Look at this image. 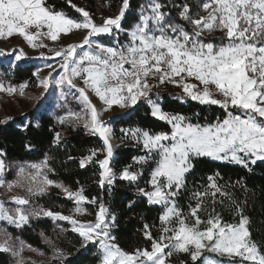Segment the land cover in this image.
Here are the masks:
<instances>
[{
	"label": "snow or ice",
	"instance_id": "snow-or-ice-1",
	"mask_svg": "<svg viewBox=\"0 0 264 264\" xmlns=\"http://www.w3.org/2000/svg\"><path fill=\"white\" fill-rule=\"evenodd\" d=\"M199 6L187 2L179 5V18L192 25L191 29H186L180 23H169L172 17L163 10L165 5L161 0H149L141 6L138 21L126 31L128 39L123 43L117 39L109 46L90 38L107 34L116 39L122 30L121 22L130 7V0H122L119 14L104 19L102 25H97L82 8L77 11L84 19L78 21L54 7H47L44 0H0V36L15 33L32 43L37 33L29 31L31 26L37 30L46 27L43 34L52 41L73 29L87 30L82 44H70L55 51V57L62 60L59 70L48 63L45 67L52 69L48 77L40 78L39 70L35 74L45 92L53 83L62 89L67 86L69 90H75L74 99L80 102L85 115L69 111L57 120L65 124L83 119L85 129L102 138V149L89 150L87 156L79 159L81 168L90 163L100 166L99 184L102 187H111L117 178L111 166L115 156L110 143L113 128L111 120L100 119L101 112L91 102L89 91L103 102L105 111L114 105L132 109L138 101L144 100L151 106L153 117L171 125L170 132H151L139 126L121 129L122 138L131 140L135 146H142L145 153L133 157V164L151 162L154 165L147 181L150 190L137 188L138 194L147 198L149 204L164 208L159 216L161 235L158 238L153 237L150 226L144 224V235L151 243V250L136 249L129 253L113 243L115 238L111 235V228L115 226L116 217L109 213L102 201L95 222H80L73 216L42 207L29 211L31 198L44 195L50 186L62 189L67 198L75 202L76 213L86 212L82 207L84 202H98L97 197L89 200L82 186L73 191L50 179L49 174L54 173V169L47 156L40 163L18 165L17 179L6 181V153L0 151V186L11 190L14 186H21L22 181H28L27 197L14 195L10 198L15 204L14 209L0 201V220L14 227H22L33 216L40 215L69 221L83 241L99 245L100 264H165V256H171L173 252L190 255L195 264L205 251L240 258L242 262L264 264V251L251 240L246 227L248 220L239 204L232 201L240 215L237 224L223 222L215 212L217 194L231 200L216 182L219 173L208 177L209 185L203 192L193 193L195 204L189 205L187 215L176 204L178 193L185 187L186 174L194 169L195 158L231 161L246 168L257 160L264 161V0H207L202 4L207 15L194 19L192 8ZM215 30L224 32L221 42L218 45L205 42L204 33ZM85 46L87 50H84ZM22 55H16L15 60L20 61ZM49 77H52L51 81ZM77 78L82 80L83 87L74 83ZM150 78L181 86L183 93L193 101L220 106L225 111L224 118L217 117L215 122L201 124L198 121L193 123L192 118L185 115L164 111L150 95L153 87ZM190 78L203 88L189 83ZM24 87L19 86L21 93ZM0 90L14 92L16 88L12 85L4 88L0 83ZM217 95L221 98H216ZM61 97H65L63 91ZM61 139V134L56 132L53 143L59 145ZM100 151L106 152L104 158L94 159ZM132 166L127 165L119 172V178L130 184L138 182L143 174L142 171H132ZM26 167L31 171L26 172ZM206 199L212 202L211 211L202 219L199 213L206 211ZM132 206L130 202L129 208ZM4 233L5 230L0 229V235ZM45 239L52 244L47 237ZM11 240L9 235L0 242V251L20 257L24 243L21 241L16 248ZM166 249L169 250L167 253ZM52 250L53 259L58 264H63L70 255L54 245ZM17 264H24L22 257ZM208 264L221 262L213 260Z\"/></svg>",
	"mask_w": 264,
	"mask_h": 264
},
{
	"label": "trees",
	"instance_id": "trees-1",
	"mask_svg": "<svg viewBox=\"0 0 264 264\" xmlns=\"http://www.w3.org/2000/svg\"><path fill=\"white\" fill-rule=\"evenodd\" d=\"M80 1H83L92 13L103 10L112 14L120 10L122 6V0H70V2L69 0H46L45 5L49 8L54 7L56 11L64 13L69 18L80 21L82 14L75 6ZM146 1L130 0V7L122 21L125 32L138 21L140 8ZM206 1L161 0V3L165 5L163 10L172 17L169 23H180L186 29H191L192 25L182 21L178 16L179 5L183 2L189 5L199 4V7H193L191 11L196 14ZM33 70V66L18 67L9 75L18 83L25 80L34 81ZM162 100L164 111L190 117L193 123L197 121L201 124L212 123L217 117L222 119L225 115L224 109L218 105L201 104L190 98L182 101L174 95L164 93ZM38 119V124L30 122L28 127L24 128L19 127L16 121L0 124V151L6 153L5 161L7 163L26 160L41 161L47 156L50 167L54 169V173L50 174L52 180L61 182L71 190H77L82 186L85 196L89 199L98 198L96 206L88 204L89 207H94L93 210L96 211L99 202L102 201L109 212L115 214L116 223L111 229V234L120 247L130 252L149 247L151 243L144 235V224L147 223L150 226L152 236L156 237L157 229L161 225L159 216L164 208L161 205L149 204L147 198L136 191L138 187H147L150 172L154 167L151 163L146 166L133 164V157L145 154L142 148L131 144L117 150L112 162L117 178L111 187L108 185L102 187L99 184L101 169L98 164L90 163L84 168L79 166V159L87 156L89 150L103 148L102 138L87 132L85 127L78 124L76 120L60 124L56 118L47 113H41ZM111 125L114 136L118 140L123 139L121 129L130 126H139L151 132L171 131L170 124L151 115V107L146 101H139L128 113L115 117ZM56 132H59L62 138L59 145L53 143ZM69 157L73 159L70 160ZM94 159H98V156ZM193 164L194 169L186 174L185 187L180 190L176 198L179 208L188 213L189 205L195 204L192 199L193 193L203 192L209 185L208 177L219 173L216 182L231 196V200L217 194L215 212L219 214L223 222L237 224L240 215L232 201L239 204L243 209V215L247 217V228L251 240L264 251V161L257 160L255 164H249L246 168L229 161L201 157L195 158ZM127 165H133L132 171H142L143 174L138 182L130 184L127 180L119 178L120 170ZM130 202L133 204L131 208H129ZM38 203L64 212L72 211L75 205L73 200L68 199L56 187L42 195ZM211 203L210 199L204 201L206 211L199 213L203 219L211 211ZM11 231L13 235H19L28 244L47 253L50 252V248L45 236L51 238L66 254H70L63 264H100L101 254L98 246L92 242L83 244V239L72 231L66 222L57 227L56 222L43 217ZM0 264H13L10 254L0 251ZM184 264H194V262L186 261ZM195 264H201L200 260Z\"/></svg>",
	"mask_w": 264,
	"mask_h": 264
},
{
	"label": "rangeland",
	"instance_id": "rangeland-1",
	"mask_svg": "<svg viewBox=\"0 0 264 264\" xmlns=\"http://www.w3.org/2000/svg\"><path fill=\"white\" fill-rule=\"evenodd\" d=\"M45 1L46 0H44V2ZM148 2L149 0H147L144 5H146ZM75 6L77 9L82 8L84 11H87L91 19L97 25H102L104 19L108 17H114L115 15L119 14V10L112 14L106 11H103V10L98 11L97 13H92L87 9V6L83 1L76 3ZM191 15L194 19H198L200 16H206L207 12L203 10L201 6L199 13H196V14L191 13ZM83 19L84 18L82 15V19L80 21H82ZM29 31L37 33L32 43H29L26 39H24V37L20 36L19 34H15V33L12 36H8L7 34L0 36V83L4 85V88H7L9 85H12L16 88V91L14 92L0 90V124L8 123L10 121H16L19 127L24 128L25 125H28L30 122L38 124V121H39L38 118L41 113H47L56 119L59 116H65L69 111L73 113H81V115L84 116L85 114L81 111L82 105L80 104V102L74 99L75 90H69L67 86H65L62 89L60 86H57L53 83L50 89L47 92H45L42 85H39L38 78L35 73L37 72V70H39L40 78L48 77L49 72L52 71V69L45 67V65L48 63H51L53 65V68H57V70H59V64L62 63V60L58 57H55V51L60 50L62 48H66L70 44H82L83 38L87 35V30L73 29L70 33H67V34L61 33L57 41H52L50 37L43 34V33H46L47 31L46 27L37 30L34 26H31L29 28ZM125 33H126L125 30L122 28V30L120 31L116 39H114L112 35H107V34H100L101 36L97 35V36L91 37L90 39L96 40L100 43L111 46L117 42V39L121 43L125 42L128 39ZM224 35H225L224 32L220 30H215L212 32H205L203 38L205 42H212L218 45L221 42V39L224 37ZM84 50H87V46H85ZM21 53L23 54L22 59L20 61H16L15 56L21 55ZM24 66L34 67V70H33V74L35 75L34 81L25 80L24 82H19V83L15 82L13 78L10 77L9 74L14 72L18 67H24ZM49 79L51 81L52 77H49ZM188 82L192 84H197L201 89L203 88V85H199V82L196 81L194 78H190ZM74 83H79L80 85V83H82V80L77 78L74 80ZM149 83L153 86L150 95L153 100L157 101L161 105V107H162V102H163L162 95L164 93L174 95L182 101H185L188 98L186 94L183 93V89L181 86H177L170 82L160 83L155 78H150ZM20 85H25L22 93L19 88ZM61 91L65 93V97L63 98L61 97ZM212 91L215 92L214 87L212 88ZM181 97H184V99H181ZM216 98H221V97L217 95ZM140 101H144V100H140ZM124 110L126 109H122L119 106L114 105L111 109H108L106 111L101 110L100 119L104 121L111 120L112 122V120L115 119V117H118V115L122 113V111L124 112ZM76 121L78 122V124L84 126L83 119L76 120ZM87 132L92 133L90 130H87ZM110 143L113 146L115 156H116L117 150L127 147V146H131V144H133L131 140L126 139V138L118 140L117 137L114 136V132L112 133ZM140 147L142 148V146ZM105 155H106V152L102 151L98 155V159H103ZM43 160L44 159H41V161ZM41 161L26 160V161H14L12 163H7L5 161V164L8 165V171L5 173L4 178L6 181H15L17 179V171H18L17 166L18 165L27 166V165L34 164V163H40ZM138 165L146 166V164L144 165L137 164V166ZM111 166H112V163H111ZM28 171H31V169L26 167V172ZM49 178H50V174H49ZM27 187H28L27 180L22 181L21 186H14L11 190H9L6 186H0V201H5L6 207H8L9 209H14L15 204L10 202V198L14 195H21V196L27 197L28 196V193L26 191ZM52 188L53 186H50L47 192H49ZM144 188L146 190H150V185L148 184L147 187H144ZM60 191L64 193L62 189H60ZM73 191H76V190H73ZM47 192L45 194H47ZM64 195L66 196L65 193ZM40 197L41 196H33L31 198V205H30V208L28 209L29 211L31 210V208H41L42 207L44 209H50L52 211L61 212L64 215L73 216L74 219L80 222H95V218H96L95 214L99 210V207H97V210L94 211L93 210L94 207L92 208L88 206V204L90 203L84 202L82 205V207L86 209V212L84 213H76L75 205L73 206L74 208L72 211H69V212H64L60 210L57 211L50 207L40 205L38 203V199ZM91 205L96 206V204H91ZM183 212L186 215L188 214L186 211H183ZM43 217H46V216H43V215H40L39 217L33 216L30 219V221L43 218ZM50 219L57 223V227L61 225V223L63 225V222L68 223L71 230L73 231V226L71 222L54 220L52 218ZM246 227H247V224H246ZM14 228L18 229L21 227H14V226L8 225L6 221L0 220V229L5 230V233L0 235V242H3V240L6 239L7 236L10 235L12 237L11 243H13L16 248H19L20 242L22 241L25 247L22 253L20 254V257L23 258L24 264L25 263H28V264H58V262L54 261L53 259L52 249H53V245L57 248H60V246L58 244H55L51 238L45 236L47 237L48 240L52 241V244L48 243L50 252L47 253L45 251H42L28 244L19 235H15V234L13 235L11 230ZM160 228H161V225L157 229L156 238H158L161 235ZM112 242L117 244L115 239ZM88 243L89 242H85V241L83 242V244H88ZM96 245L98 246V249H99V245L98 244ZM120 248L124 250L125 252L132 253L130 251L123 249L122 247ZM141 249L151 250V245H149V247H143ZM167 251L169 250L166 249L165 252L167 253ZM6 253L10 254V256L12 257L13 264H17V261L18 259H20V257H14L11 252H6ZM213 260L220 261L221 264H253V262H250V261L242 262L240 258L220 256L219 254H214L209 251H205L203 253L202 258L200 259V263L208 264L209 261H213ZM186 261H192L191 257L190 255L182 253V252H173L171 256H167V255L165 256V264H184Z\"/></svg>",
	"mask_w": 264,
	"mask_h": 264
},
{
	"label": "crops",
	"instance_id": "crops-1",
	"mask_svg": "<svg viewBox=\"0 0 264 264\" xmlns=\"http://www.w3.org/2000/svg\"><path fill=\"white\" fill-rule=\"evenodd\" d=\"M76 84H77L78 87H83L84 86L83 82L80 83V85H79V83H76ZM88 95H89V98H90L91 102L96 106L97 110L98 111H101V110L104 111L103 109H104L105 106L103 105V102L100 101L99 98L96 97L95 94L90 92V91L88 92ZM129 110L130 109H126V110H124V112L122 111V113H120L119 115L126 114V113H128Z\"/></svg>",
	"mask_w": 264,
	"mask_h": 264
}]
</instances>
